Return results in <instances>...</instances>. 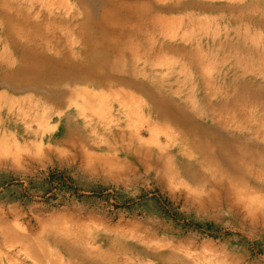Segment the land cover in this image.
Wrapping results in <instances>:
<instances>
[{
	"label": "rangeland",
	"instance_id": "374dc122",
	"mask_svg": "<svg viewBox=\"0 0 264 264\" xmlns=\"http://www.w3.org/2000/svg\"><path fill=\"white\" fill-rule=\"evenodd\" d=\"M144 1L151 41L116 71L140 87L19 79L0 12V264H264V176L230 177L179 129L264 144V23L242 18L264 0ZM88 2L33 14L72 38Z\"/></svg>",
	"mask_w": 264,
	"mask_h": 264
},
{
	"label": "bare ground",
	"instance_id": "6f19581e",
	"mask_svg": "<svg viewBox=\"0 0 264 264\" xmlns=\"http://www.w3.org/2000/svg\"><path fill=\"white\" fill-rule=\"evenodd\" d=\"M72 1L78 4L93 2L97 9L96 16L90 14L84 21H80L79 31L72 38L71 30L58 34L56 18H52L50 28H48L38 23L33 14L37 5H43L46 10L52 9V6L64 8L68 0L1 1L4 8L0 12L6 25L4 35L12 42L16 44L21 42L23 45L20 47L23 55L19 66L16 65L17 67L14 68L5 66L6 69H14V74L19 79H36L35 83L43 80L53 82L71 78L72 84H78L92 78L98 81V85L117 83L140 87L139 82H133L130 76L116 74V71L132 66L130 62L124 63L123 61L126 50H132L138 45H146L151 41L149 35L147 36L151 18L143 7L145 1ZM45 2H47L46 5H44ZM242 13L243 19H249L253 23H264L261 16H256L255 20H252L247 7H243ZM66 47H68L67 50ZM86 50H89L87 54H85ZM10 79L8 77L6 81L10 82ZM242 85L251 89L246 82H242ZM249 89L245 90L246 95L240 96L245 101L255 102L256 98L258 101V95H249ZM172 106V103H169L166 110L164 106L155 109L156 116L162 118L164 114L167 117L165 112L172 111ZM179 125H181L179 128L181 136L187 139L192 146L202 148L203 143L216 145V149L211 150L209 155L211 157L208 159L220 163L230 177H241L248 182L251 176H264V144L260 146V144L255 145L247 140L239 141L238 137L226 133V129L223 128H219L216 132H208L202 128H192L184 123H179ZM253 128L260 129L261 127L258 124ZM257 132L260 131L257 130ZM202 154H206V148Z\"/></svg>",
	"mask_w": 264,
	"mask_h": 264
}]
</instances>
